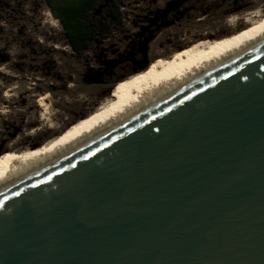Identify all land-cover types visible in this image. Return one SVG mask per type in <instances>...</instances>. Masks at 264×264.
Here are the masks:
<instances>
[{
	"label": "water",
	"instance_id": "1",
	"mask_svg": "<svg viewBox=\"0 0 264 264\" xmlns=\"http://www.w3.org/2000/svg\"><path fill=\"white\" fill-rule=\"evenodd\" d=\"M0 264H264V42L1 190Z\"/></svg>",
	"mask_w": 264,
	"mask_h": 264
},
{
	"label": "rangeland",
	"instance_id": "2",
	"mask_svg": "<svg viewBox=\"0 0 264 264\" xmlns=\"http://www.w3.org/2000/svg\"><path fill=\"white\" fill-rule=\"evenodd\" d=\"M116 5L119 22L109 19L105 3L89 13L90 20L109 28L104 39L97 36L76 55L44 0H0L9 41L8 59L0 58V159L71 131L115 93L121 79L144 71L149 62L200 40L241 33L249 27L246 15L264 14V0H116ZM40 96L47 98L45 108L37 104Z\"/></svg>",
	"mask_w": 264,
	"mask_h": 264
},
{
	"label": "bare ground",
	"instance_id": "3",
	"mask_svg": "<svg viewBox=\"0 0 264 264\" xmlns=\"http://www.w3.org/2000/svg\"><path fill=\"white\" fill-rule=\"evenodd\" d=\"M245 22L249 27L241 33L218 40H200L168 58L149 62L144 71L121 80L115 93L103 101L92 115L47 145L35 150L24 148L7 153L0 159V191L72 153L263 43L264 14L260 11L248 14ZM46 99L45 96H40L38 106L45 108Z\"/></svg>",
	"mask_w": 264,
	"mask_h": 264
},
{
	"label": "trees",
	"instance_id": "4",
	"mask_svg": "<svg viewBox=\"0 0 264 264\" xmlns=\"http://www.w3.org/2000/svg\"><path fill=\"white\" fill-rule=\"evenodd\" d=\"M51 12L64 28L66 40L76 55H81L91 42L100 36L105 38L109 28L105 21L96 24L89 19V13L97 6L106 4V10L114 19L121 20V14L116 12V0H44ZM101 31V32H100Z\"/></svg>",
	"mask_w": 264,
	"mask_h": 264
},
{
	"label": "flooded vegetation",
	"instance_id": "5",
	"mask_svg": "<svg viewBox=\"0 0 264 264\" xmlns=\"http://www.w3.org/2000/svg\"><path fill=\"white\" fill-rule=\"evenodd\" d=\"M116 3V2H115ZM116 5V4H115ZM117 6V5H116ZM116 12H118V8H117V10H115ZM107 15H108V17H109V19L111 20V21H114V19L111 17V15H109L108 13H107ZM4 20V17H2V21ZM6 29L4 28V24H1V18H0V58H1V60H3V61H6L7 59H8V57H7V53L9 52V49H8V44H9V41H8V35L6 34ZM113 54L115 55V61H113L114 62V65H116V64H118V60H120V50L119 49H115L114 51H113ZM1 62V61H0ZM130 72H133V71H130ZM129 72V73H130ZM139 72V71H138ZM137 73V72H136ZM128 74V73H127ZM134 74V73H133ZM132 75V74H131ZM122 76H124V75H122ZM121 76V77H122ZM102 78L103 79H106V76L105 75H103L102 76ZM116 79H118V78H116ZM115 79V80H116ZM122 80V79H121ZM111 81H114V80H111ZM110 81V82H111ZM109 82V83H110ZM117 83V82H116ZM115 83V84H116ZM114 84V85H115ZM113 85V86H114ZM113 86L110 88V90L111 89H113Z\"/></svg>",
	"mask_w": 264,
	"mask_h": 264
}]
</instances>
